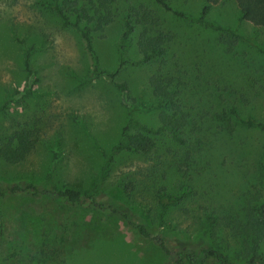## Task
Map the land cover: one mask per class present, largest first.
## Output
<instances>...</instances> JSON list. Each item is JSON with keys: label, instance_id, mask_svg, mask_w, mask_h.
I'll use <instances>...</instances> for the list:
<instances>
[{"label": "rangeland", "instance_id": "obj_1", "mask_svg": "<svg viewBox=\"0 0 264 264\" xmlns=\"http://www.w3.org/2000/svg\"><path fill=\"white\" fill-rule=\"evenodd\" d=\"M49 0H0V102L25 84L24 49L35 78L31 92L0 111V140L20 127H36L37 141L20 162L0 159V185L49 180L56 185L86 189L98 175L101 152L115 143L124 122V107L113 81L127 83L137 103L152 97L147 78L158 66L169 70L183 88L191 114L205 113L215 104L218 114L233 106L241 116H264V53L226 32L210 31L163 9L154 0H114L112 22L93 32L91 46L98 70L115 71L121 15L139 8L146 20L129 35L122 65L111 80L104 74L88 76L91 59L79 33L62 26L46 7ZM169 6L196 16L203 0H167ZM238 10L234 0L212 5L206 18L233 27ZM145 26L166 35L165 54L159 62H141L135 41ZM238 33L264 51V25L242 20ZM183 82V83H182ZM197 117V116H196ZM134 119L155 126V112H135ZM228 137L215 139L205 153L208 164L193 175L202 194L167 210L173 228L193 232L200 227L201 204L225 209L242 195L246 182L258 184L256 160L264 149V129L235 127ZM163 147L175 148L165 136ZM55 152V153H54ZM152 162L148 156L118 151L98 184L102 196L121 199L134 211L154 217L151 194L140 182L129 196L122 191L129 179L142 180ZM179 175L169 173V183ZM146 180V179H144ZM204 191V192H202ZM244 195V194H243ZM202 196V197H201ZM103 197V198H104ZM200 197V198H198ZM207 199V201H204ZM207 202V203H206ZM155 228H160L154 226ZM160 250L135 229L101 212L66 208L45 197L0 198V264H163Z\"/></svg>", "mask_w": 264, "mask_h": 264}, {"label": "trees", "instance_id": "obj_2", "mask_svg": "<svg viewBox=\"0 0 264 264\" xmlns=\"http://www.w3.org/2000/svg\"><path fill=\"white\" fill-rule=\"evenodd\" d=\"M113 1L49 0L46 2V7L58 17L62 26H70L79 33L91 59L88 72V76L91 77L104 74L113 80L116 71L130 62L122 56L135 24L151 21L157 23L155 18L147 21L148 15L140 13V7L122 13V31L116 47L117 67L113 72L99 71L91 46L92 33L102 31L104 26L112 22ZM154 1L178 17L210 31L226 32L264 53L238 33V24L242 20L250 22L253 26L264 25V0H234L238 15L233 27L222 26L206 18L209 8L223 0H203L196 16L171 8L167 0ZM166 38L167 35L163 31L155 30L150 33L143 25L135 41L140 61L159 62L165 54ZM31 50V46L24 49L25 84L21 90H14L2 99L0 111L22 95L31 92L35 81L33 71L28 64ZM113 85L124 107V122L112 147L106 152H101L102 165L90 186L81 189L63 184L56 185L49 180L47 173L44 180L38 183L15 182L0 185V198L5 197L6 193L15 196L45 197L66 208L103 212L135 229L157 247L162 253L163 264H264V149L256 160V168L259 171L258 184L246 182L242 195H238V198L224 207L225 209L199 202L197 207L202 210V220L197 230L189 232L175 229L171 222L165 220L169 208L179 206L183 213H188V209L182 204L189 201V197L202 194L197 191L193 183L195 181L193 175H200L201 168L209 163V159H205V153L213 149L215 139L220 135L228 137L233 126L264 129V116L262 119L241 116L233 106L227 109L228 115L218 114L213 103L205 108V113L200 115L195 113L196 117L191 114V109H199L200 106L186 104L180 83L169 73V70L164 71L159 67V63L147 78V86L152 97L148 104L137 103L126 82L113 81ZM149 111L155 112V126H146L134 119L135 112ZM164 136L175 145V148L163 147L161 140ZM37 137L36 127H20L13 130L10 135L0 140V159L9 164L22 161L32 151ZM118 151L148 156L152 159L147 172L139 173L142 180L129 179L124 183L122 191L129 196L137 187L136 183L140 182L144 185L155 205L156 213L153 218L142 213L141 209L134 211L125 199L122 201L102 196V192L98 189L108 164ZM170 172L179 175L174 183L168 182Z\"/></svg>", "mask_w": 264, "mask_h": 264}]
</instances>
